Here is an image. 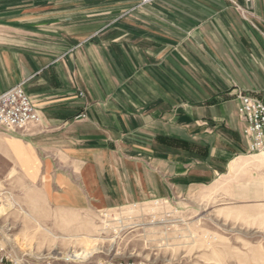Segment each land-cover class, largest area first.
Wrapping results in <instances>:
<instances>
[{
    "label": "crops",
    "instance_id": "obj_1",
    "mask_svg": "<svg viewBox=\"0 0 264 264\" xmlns=\"http://www.w3.org/2000/svg\"><path fill=\"white\" fill-rule=\"evenodd\" d=\"M17 84L63 205L207 185L249 151L237 96L264 89V0H0V93Z\"/></svg>",
    "mask_w": 264,
    "mask_h": 264
},
{
    "label": "rangeland",
    "instance_id": "obj_2",
    "mask_svg": "<svg viewBox=\"0 0 264 264\" xmlns=\"http://www.w3.org/2000/svg\"><path fill=\"white\" fill-rule=\"evenodd\" d=\"M180 72L173 62V74ZM28 141L27 135L0 129V243L16 264H37L49 256L69 264L123 258L264 264V150L243 148L207 185L172 189L171 197L158 200L99 207L63 205L51 177L42 175L41 152Z\"/></svg>",
    "mask_w": 264,
    "mask_h": 264
},
{
    "label": "built area",
    "instance_id": "obj_3",
    "mask_svg": "<svg viewBox=\"0 0 264 264\" xmlns=\"http://www.w3.org/2000/svg\"><path fill=\"white\" fill-rule=\"evenodd\" d=\"M151 2L154 0H143ZM238 113L242 122V134L247 142L249 152L264 150V89L261 96H255L247 91L237 96ZM86 114L79 117H85ZM42 114L22 84L0 93V129L8 132L24 134L33 127L40 125ZM73 262L75 260L72 259ZM69 260L49 256L37 264H69ZM0 264H16V261L6 253L0 243ZM97 264H153L145 259H109Z\"/></svg>",
    "mask_w": 264,
    "mask_h": 264
},
{
    "label": "trees",
    "instance_id": "obj_4",
    "mask_svg": "<svg viewBox=\"0 0 264 264\" xmlns=\"http://www.w3.org/2000/svg\"><path fill=\"white\" fill-rule=\"evenodd\" d=\"M182 143H183V145L189 147V146H188L189 144H188L187 142H182Z\"/></svg>",
    "mask_w": 264,
    "mask_h": 264
}]
</instances>
